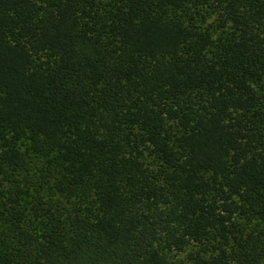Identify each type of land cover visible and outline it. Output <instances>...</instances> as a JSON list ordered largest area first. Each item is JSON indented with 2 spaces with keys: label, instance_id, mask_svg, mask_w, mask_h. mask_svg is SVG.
Wrapping results in <instances>:
<instances>
[{
  "label": "trees",
  "instance_id": "1",
  "mask_svg": "<svg viewBox=\"0 0 264 264\" xmlns=\"http://www.w3.org/2000/svg\"><path fill=\"white\" fill-rule=\"evenodd\" d=\"M0 264H264V0H0Z\"/></svg>",
  "mask_w": 264,
  "mask_h": 264
}]
</instances>
